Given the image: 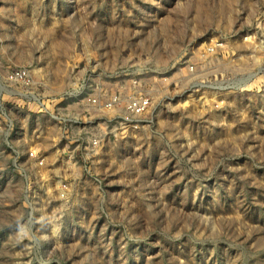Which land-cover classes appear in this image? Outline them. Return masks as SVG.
<instances>
[{"label":"rangeland","instance_id":"1","mask_svg":"<svg viewBox=\"0 0 264 264\" xmlns=\"http://www.w3.org/2000/svg\"><path fill=\"white\" fill-rule=\"evenodd\" d=\"M136 72L151 114L82 158L51 113ZM0 264H264V0H0Z\"/></svg>","mask_w":264,"mask_h":264},{"label":"built area","instance_id":"2","mask_svg":"<svg viewBox=\"0 0 264 264\" xmlns=\"http://www.w3.org/2000/svg\"><path fill=\"white\" fill-rule=\"evenodd\" d=\"M206 54L213 52V47H207ZM193 70V67H189ZM114 79L113 88L109 83L98 82L95 92L78 91L72 94L75 107L82 108L81 113L76 111L67 117H56L51 113V117L62 124L65 128L63 132L64 138L69 144H76V147H83L81 157L85 158L88 147H97L100 142L107 139L110 135H119L128 131L138 129V127L146 121L154 108V96L156 89L150 86V79L145 77L143 73L136 72L132 74L127 82L121 84L119 75L112 77ZM7 83L16 87L20 92L26 91L32 83L31 71L28 68L20 67L9 70L6 74ZM19 95H24L18 93ZM57 110L69 107L59 106ZM74 107V108H75ZM81 117H80V116ZM77 128L79 130H87V128L95 129V132L71 138L69 128ZM71 154V152H69ZM27 156L36 164L43 163V155L28 151ZM71 157V155H70ZM62 194L65 192L62 190Z\"/></svg>","mask_w":264,"mask_h":264}]
</instances>
